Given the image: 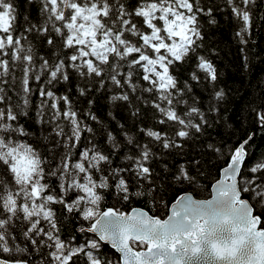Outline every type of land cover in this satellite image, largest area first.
I'll list each match as a JSON object with an SVG mask.
<instances>
[{"label": "snow or ice", "instance_id": "snow-or-ice-1", "mask_svg": "<svg viewBox=\"0 0 264 264\" xmlns=\"http://www.w3.org/2000/svg\"><path fill=\"white\" fill-rule=\"evenodd\" d=\"M0 264H264V0H0Z\"/></svg>", "mask_w": 264, "mask_h": 264}]
</instances>
